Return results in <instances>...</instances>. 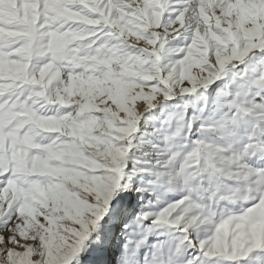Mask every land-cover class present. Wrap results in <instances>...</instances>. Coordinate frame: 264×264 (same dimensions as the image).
I'll use <instances>...</instances> for the list:
<instances>
[{
    "label": "snow or ice",
    "instance_id": "snow-or-ice-1",
    "mask_svg": "<svg viewBox=\"0 0 264 264\" xmlns=\"http://www.w3.org/2000/svg\"><path fill=\"white\" fill-rule=\"evenodd\" d=\"M0 264H264V0H0Z\"/></svg>",
    "mask_w": 264,
    "mask_h": 264
}]
</instances>
